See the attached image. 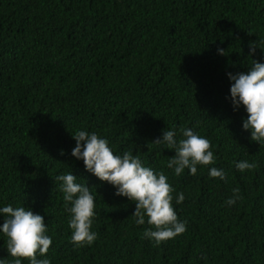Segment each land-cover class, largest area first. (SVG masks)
Returning <instances> with one entry per match:
<instances>
[{
	"label": "trees",
	"instance_id": "16d2710c",
	"mask_svg": "<svg viewBox=\"0 0 264 264\" xmlns=\"http://www.w3.org/2000/svg\"><path fill=\"white\" fill-rule=\"evenodd\" d=\"M253 60L264 63V0H0V208L44 216L52 244L37 258L50 264H264V145L242 128L228 76ZM185 128L216 160L177 177L174 151L152 141ZM78 130L163 172L186 231L158 246L145 238L134 202L71 155ZM239 161L258 167L240 172ZM71 172L95 198L97 239L83 247L70 242L56 180ZM234 188L242 199L229 206ZM6 239L0 260L11 261Z\"/></svg>",
	"mask_w": 264,
	"mask_h": 264
},
{
	"label": "clouds",
	"instance_id": "9594fccd",
	"mask_svg": "<svg viewBox=\"0 0 264 264\" xmlns=\"http://www.w3.org/2000/svg\"><path fill=\"white\" fill-rule=\"evenodd\" d=\"M256 44H250L249 56L256 51ZM224 50L218 48L219 54ZM254 63L246 72L228 73L233 81L230 85V95L234 110L241 105L247 113L242 122V128L250 132L249 139L264 145V63L253 60ZM182 137L177 141L174 130L163 131L162 138L153 140L155 144L174 151L167 162V167L174 170L179 177L185 169L190 175H195L197 166H208L215 163L216 157L211 151V142L192 129L181 130ZM76 141L71 155L82 159L86 171L102 182L112 185L115 195L126 197L134 202L132 212L135 223L150 226L144 230V237L154 241L156 246L186 231V221H180L173 207V187L163 172H156L151 167L144 166L141 159L132 152L123 155L114 154L106 138L97 133L78 130L71 134ZM83 142V143H81ZM63 154V150H61ZM238 171L255 170L256 162L239 161L235 164ZM211 178L227 179L222 169L211 167L208 171ZM60 191L63 193L65 210L69 213L68 227L71 229V243L75 247L91 245L97 239V233L91 231L95 216V198L86 184L77 183V176L71 173L58 175ZM233 197L227 205H233L239 196V188H234ZM185 199L183 193L176 196V204ZM70 205V206H69ZM3 223L0 233L6 239L8 254L11 261L0 260V264H22L26 259L30 264H50L46 256L52 238L46 234L47 227L44 216L34 213L27 207L7 205L0 208Z\"/></svg>",
	"mask_w": 264,
	"mask_h": 264
}]
</instances>
